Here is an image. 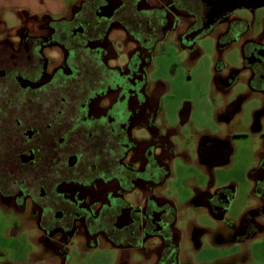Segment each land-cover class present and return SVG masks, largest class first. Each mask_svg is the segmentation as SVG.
Returning <instances> with one entry per match:
<instances>
[{"label":"flooded vegetation","instance_id":"obj_1","mask_svg":"<svg viewBox=\"0 0 264 264\" xmlns=\"http://www.w3.org/2000/svg\"><path fill=\"white\" fill-rule=\"evenodd\" d=\"M213 8L214 0H39L35 11L14 12L16 27L0 18V209L29 229L35 249L0 264H73L75 250L102 244L117 264L197 262L184 258L167 185L180 175L175 201L197 199L223 220L237 187L211 177L201 186L196 176L224 166L230 151L217 138L198 142L196 158L178 149L177 129L158 125L164 82L152 68L169 33L188 47L234 12L202 31ZM244 28L251 86L263 93L264 37ZM257 158L248 193L264 201V149ZM219 262L238 264L233 255Z\"/></svg>","mask_w":264,"mask_h":264},{"label":"rangeland","instance_id":"obj_2","mask_svg":"<svg viewBox=\"0 0 264 264\" xmlns=\"http://www.w3.org/2000/svg\"><path fill=\"white\" fill-rule=\"evenodd\" d=\"M73 1L68 0L69 4ZM20 14L2 10L0 18L13 28L20 23ZM245 25L253 28L256 39L264 37V7L254 12L246 8L234 11L228 22L218 23L188 47L184 43L192 41L185 42L180 34L171 32L155 53L152 69L164 82L158 125L177 129L178 149L194 158L198 142L217 138L228 147L230 159L224 166L209 165L204 177H199L218 180L219 186L237 187L229 216L217 220L197 199L181 210L174 199L179 200L181 176L171 178L165 196L172 198L183 215L176 225L186 243L182 252L185 259L197 260L186 264H223L219 261L232 255L238 264H264V201L249 195L251 183L247 180V168L257 165V153L264 149V92L251 86V70L245 64ZM231 27L237 33L233 38L227 35ZM176 170L186 178L188 168L182 161L177 162ZM248 222L254 235L246 231ZM29 233L12 212L0 209V259L20 263L32 258L35 249ZM102 245L85 255L81 251L86 248H78L73 264H117L120 257Z\"/></svg>","mask_w":264,"mask_h":264},{"label":"water","instance_id":"obj_3","mask_svg":"<svg viewBox=\"0 0 264 264\" xmlns=\"http://www.w3.org/2000/svg\"><path fill=\"white\" fill-rule=\"evenodd\" d=\"M262 7H264V0H214V8L211 10L202 31L209 30L230 12L241 8H252L255 11Z\"/></svg>","mask_w":264,"mask_h":264},{"label":"crops","instance_id":"obj_4","mask_svg":"<svg viewBox=\"0 0 264 264\" xmlns=\"http://www.w3.org/2000/svg\"><path fill=\"white\" fill-rule=\"evenodd\" d=\"M39 7V0H0V12L2 10H10L12 12H18L21 9L27 8L30 10H37ZM253 168V165L247 168V173H248V178L247 180H249V174L251 172ZM200 174H198V176H196V179L199 181V185H203L207 179L202 180L201 177H199ZM202 177H204V175H201ZM201 180L203 182V184L201 183ZM218 180L215 181V184L217 187H220L218 184ZM234 181H231L230 183H233ZM227 184H222L221 186H226ZM188 199H181L178 202V205L180 207V209L182 210V208H184V206H186L188 204ZM234 203V202H233ZM233 203L230 205L228 211H227V216H229V213L232 211L233 209ZM246 215V214H245ZM244 215V216H245ZM180 218H182V214L180 213ZM230 219V218H228Z\"/></svg>","mask_w":264,"mask_h":264}]
</instances>
